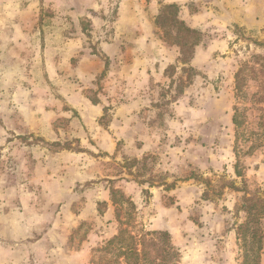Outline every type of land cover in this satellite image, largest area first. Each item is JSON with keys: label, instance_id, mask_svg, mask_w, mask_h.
Segmentation results:
<instances>
[{"label": "rangeland", "instance_id": "obj_1", "mask_svg": "<svg viewBox=\"0 0 264 264\" xmlns=\"http://www.w3.org/2000/svg\"><path fill=\"white\" fill-rule=\"evenodd\" d=\"M169 5L200 34L186 64ZM253 55L264 0H0V196L79 264H264Z\"/></svg>", "mask_w": 264, "mask_h": 264}, {"label": "crops", "instance_id": "obj_2", "mask_svg": "<svg viewBox=\"0 0 264 264\" xmlns=\"http://www.w3.org/2000/svg\"><path fill=\"white\" fill-rule=\"evenodd\" d=\"M0 193H10V186H0ZM2 197L3 195L0 196V264H31L33 261L34 264H79V254L74 252L67 255L65 245L60 242L62 239H53L58 227L53 219L54 214L51 217L44 214L40 219H31L24 207L16 209L9 198ZM48 239L59 240V243L45 248L43 259L39 261L42 255L39 247Z\"/></svg>", "mask_w": 264, "mask_h": 264}, {"label": "trees", "instance_id": "obj_3", "mask_svg": "<svg viewBox=\"0 0 264 264\" xmlns=\"http://www.w3.org/2000/svg\"><path fill=\"white\" fill-rule=\"evenodd\" d=\"M155 24L163 31L164 37L171 43L180 48V54H181V62L182 64H186L188 61V52L191 51L192 48L197 46L200 42V34L188 27L184 22L180 21L177 17V7L175 5H169L164 8V10L156 17ZM254 61L256 65L261 67V70L264 66L263 62H259L262 58L260 56L253 55L250 57ZM260 59V60H259ZM246 66H248V62L246 63ZM184 72H188L187 76V83L190 82V71L191 68H182L181 69ZM253 71V68H251ZM243 71V68L240 69L237 72V75L235 76L234 80V89L235 91H240L243 86V79L239 75ZM180 83H183L181 80ZM262 99L259 103H264V96L262 94ZM262 211L264 209V205H262L261 200H257L255 204H252L251 206H258ZM158 236L161 237V239L166 238L169 239V233L166 231H160L155 232ZM155 249V248H154ZM173 249V248H172ZM159 251V250H158Z\"/></svg>", "mask_w": 264, "mask_h": 264}]
</instances>
